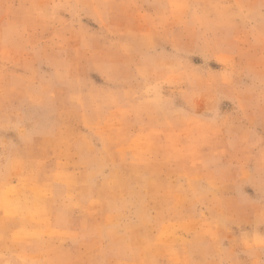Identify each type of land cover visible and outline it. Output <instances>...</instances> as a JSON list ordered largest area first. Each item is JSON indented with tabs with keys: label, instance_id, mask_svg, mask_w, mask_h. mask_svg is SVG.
<instances>
[{
	"label": "rangeland",
	"instance_id": "rangeland-1",
	"mask_svg": "<svg viewBox=\"0 0 264 264\" xmlns=\"http://www.w3.org/2000/svg\"><path fill=\"white\" fill-rule=\"evenodd\" d=\"M0 264H264V0H0Z\"/></svg>",
	"mask_w": 264,
	"mask_h": 264
}]
</instances>
